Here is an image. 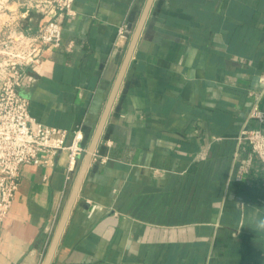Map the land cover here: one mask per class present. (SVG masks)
<instances>
[{"label":"crops","instance_id":"crops-1","mask_svg":"<svg viewBox=\"0 0 264 264\" xmlns=\"http://www.w3.org/2000/svg\"><path fill=\"white\" fill-rule=\"evenodd\" d=\"M33 2L12 4L28 34ZM144 2L74 1L25 67L37 122L86 149ZM252 93L264 108V0H154L50 264H264V165L238 139ZM81 158L21 165L0 264L42 263Z\"/></svg>","mask_w":264,"mask_h":264},{"label":"built area","instance_id":"built-area-1","mask_svg":"<svg viewBox=\"0 0 264 264\" xmlns=\"http://www.w3.org/2000/svg\"><path fill=\"white\" fill-rule=\"evenodd\" d=\"M74 1L43 0L35 4L46 17L36 33L28 34L16 25L0 42V51L4 56L0 79V224L18 188L21 165H49L53 163L55 153L65 151L69 165L74 166L85 152L80 128L69 131L37 122L30 115L28 100L19 91L28 77L25 67L35 70L42 61L45 49L61 45V18L75 14ZM130 33L122 24L117 37L126 41ZM252 94L247 122L254 121L255 125H244L238 139L246 141L251 152L264 165V108L259 104L260 96Z\"/></svg>","mask_w":264,"mask_h":264},{"label":"water","instance_id":"water-1","mask_svg":"<svg viewBox=\"0 0 264 264\" xmlns=\"http://www.w3.org/2000/svg\"><path fill=\"white\" fill-rule=\"evenodd\" d=\"M154 0H145L144 5L142 7V10L140 12V15L138 17V20L133 27L132 33L130 35L124 57L122 59L121 65L119 67V70L117 72V75L114 79L113 85L111 87L110 93L108 95V98L106 100V103L102 109V112L100 114L99 120L97 122V125L94 129V132L90 138V141L85 149V152L81 158L80 165L78 168V171L76 173L75 179L73 181V184L71 186V189L69 191V194L67 196V199L65 201L64 207L62 209V212L60 214V217L58 219L56 228L54 230V233L51 237L50 243L47 247V250L44 254L43 260L41 264H50L52 257L54 255V252L56 250V247L58 245V242L60 240L61 234L64 230V227L66 225V222L68 220V217L70 215V212L72 210V207L74 205V202L77 198V195L80 191L81 185L83 183L84 177L86 175V172L88 170V167L91 163V160L93 158V155L96 151V147L98 145V142L100 140L103 128L105 126V123L107 121V118L109 116L110 110L112 108L114 99L116 97V94L119 90L120 84L123 80L124 74L126 72V69L128 67V64L130 62V59L132 57V54L134 52V49L136 47V44L139 40V37L141 35L142 29L144 27V24L146 22L147 16L149 14V11L151 9V6L153 4Z\"/></svg>","mask_w":264,"mask_h":264},{"label":"rangeland","instance_id":"rangeland-1","mask_svg":"<svg viewBox=\"0 0 264 264\" xmlns=\"http://www.w3.org/2000/svg\"><path fill=\"white\" fill-rule=\"evenodd\" d=\"M17 0H0V42L3 36H6L11 30H13L16 26V20L12 17L13 8L12 4ZM43 0H34L33 7L37 9L35 4L42 3ZM1 48V44H0ZM4 56L0 51V79H1V63L4 60Z\"/></svg>","mask_w":264,"mask_h":264},{"label":"clouds","instance_id":"clouds-1","mask_svg":"<svg viewBox=\"0 0 264 264\" xmlns=\"http://www.w3.org/2000/svg\"><path fill=\"white\" fill-rule=\"evenodd\" d=\"M261 227H264V221L261 222Z\"/></svg>","mask_w":264,"mask_h":264}]
</instances>
